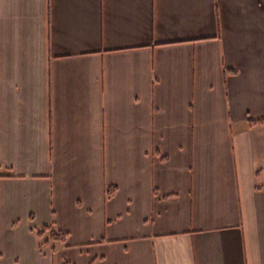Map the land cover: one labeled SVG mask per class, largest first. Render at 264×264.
<instances>
[{
  "label": "crops",
  "instance_id": "0c3cea01",
  "mask_svg": "<svg viewBox=\"0 0 264 264\" xmlns=\"http://www.w3.org/2000/svg\"><path fill=\"white\" fill-rule=\"evenodd\" d=\"M262 118L264 0H0V264H264Z\"/></svg>",
  "mask_w": 264,
  "mask_h": 264
},
{
  "label": "trees",
  "instance_id": "16d2710c",
  "mask_svg": "<svg viewBox=\"0 0 264 264\" xmlns=\"http://www.w3.org/2000/svg\"><path fill=\"white\" fill-rule=\"evenodd\" d=\"M231 74H235L234 71H230ZM264 126V118L258 120L248 121V127ZM115 191L114 188L108 190V196H111ZM36 237L39 241V247L48 246L51 244V250H54L55 244H64L67 239V233L55 230L53 226H43L42 228L35 230Z\"/></svg>",
  "mask_w": 264,
  "mask_h": 264
},
{
  "label": "rangeland",
  "instance_id": "374dc122",
  "mask_svg": "<svg viewBox=\"0 0 264 264\" xmlns=\"http://www.w3.org/2000/svg\"><path fill=\"white\" fill-rule=\"evenodd\" d=\"M260 182H264V179H261Z\"/></svg>",
  "mask_w": 264,
  "mask_h": 264
}]
</instances>
